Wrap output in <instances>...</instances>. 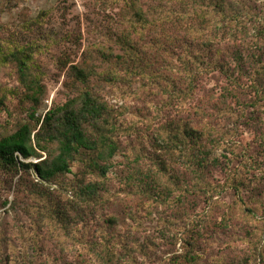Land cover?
<instances>
[{
  "label": "trees",
  "instance_id": "1",
  "mask_svg": "<svg viewBox=\"0 0 264 264\" xmlns=\"http://www.w3.org/2000/svg\"><path fill=\"white\" fill-rule=\"evenodd\" d=\"M108 2L118 9L107 16L117 18L116 32L111 29L107 41L85 49L78 61L60 63L64 87L74 93L42 118L35 113L46 87L34 45L0 43V70L13 69L20 101L34 120L0 131V170L7 185L0 199V264H209L201 244L221 221L212 217V208L196 220L191 212L202 198L211 204L208 199L218 195L213 173H228L233 159L245 157L247 146L234 139L241 127L256 132L259 147L264 146V0ZM101 20L86 17L88 24L101 26ZM147 45L156 63L149 61ZM163 56L180 62L172 80L165 79L170 99L195 98L184 109L186 120L171 122L169 142L160 137L157 143V150H177L186 158V189L175 195L176 184L156 181L154 169L136 171L141 197L128 203L129 194L109 185L119 142L113 109L92 83L149 75ZM7 96L0 85V112ZM219 149L231 156L223 152L221 159L215 155ZM76 161L85 177L95 178L67 179ZM164 163L158 162V171L165 170ZM229 172L232 178L223 185L238 194L242 176ZM158 208H181L187 222L170 223ZM154 213L158 225L168 223L162 241L145 232Z\"/></svg>",
  "mask_w": 264,
  "mask_h": 264
},
{
  "label": "rangeland",
  "instance_id": "2",
  "mask_svg": "<svg viewBox=\"0 0 264 264\" xmlns=\"http://www.w3.org/2000/svg\"><path fill=\"white\" fill-rule=\"evenodd\" d=\"M108 3V0H0V43L10 46L30 42L36 49L35 60L46 87V95L37 108L36 117L42 118L54 103H62L74 93V90L64 87L65 67L62 68L60 63L64 61L69 65L72 60L78 61L85 49L94 43L107 41L111 29L116 32L113 22L117 18L109 21L107 16L114 15L118 9ZM87 15L93 20H105H101V26L96 25L98 23L88 24ZM147 48L149 61L156 63L154 52L150 50L152 48L148 45ZM159 60L160 63L150 69L152 72L149 75L132 74L124 82L106 83L96 79L92 83L113 109L114 134L119 142L118 154L113 158L114 167L109 173V185L122 195L129 194L128 203H135L141 197L136 187L139 179L134 180L133 175L136 171L154 169L156 181L176 184L175 195L186 189L182 176L186 158L173 148L175 152L157 150V143L160 137L167 139L171 122L182 124L186 120L184 109H188L190 103L194 104L195 98L188 100L180 96L170 99L171 86L165 79L173 77L172 70L176 71L180 62L169 61L164 56ZM0 85L8 95L7 107L0 112V131L2 127L14 129L21 123H34L29 118L28 104L20 101L22 89L10 66L0 70ZM208 86H212V83ZM234 139L247 146L245 157L233 159L228 173H213V182L220 183L216 184L218 195L208 199L212 201L211 204H205L207 200L202 198L191 212V218L204 217L203 211L212 208V217L217 222L221 221L219 227L209 229L208 238L201 244L205 255L209 256V264H264V146L259 147L256 132L244 126ZM223 152L227 157L231 156V152L222 149L215 155L223 159ZM30 160L35 161L34 158ZM161 160L165 162V170L158 171ZM231 169L242 176L243 182L237 183L238 194L233 188L223 185L226 179L232 178ZM94 178L89 174L84 176L83 165L78 161L72 163L71 173L67 174V179ZM3 180L0 170V199L7 193ZM126 182L128 184L125 186ZM191 183L193 186L195 181L191 180ZM169 202H172V198L166 203ZM158 210L163 213L162 218L170 223L174 218L179 219L177 224L187 222L181 208L174 212L171 208ZM157 217L156 213L150 216L152 220L144 224L145 232L154 234L162 241L167 234L164 226H168V223L158 225Z\"/></svg>",
  "mask_w": 264,
  "mask_h": 264
}]
</instances>
